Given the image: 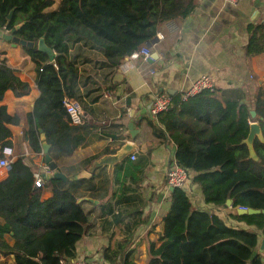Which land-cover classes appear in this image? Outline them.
I'll return each instance as SVG.
<instances>
[{
	"label": "trees",
	"instance_id": "obj_1",
	"mask_svg": "<svg viewBox=\"0 0 264 264\" xmlns=\"http://www.w3.org/2000/svg\"><path fill=\"white\" fill-rule=\"evenodd\" d=\"M194 1L62 0L56 10L45 12L52 1L0 0V32H10L23 23L14 35L35 44L43 38L55 55L51 63L36 46L22 47L35 64L39 97L26 115V129L18 138L8 177L0 183V217L4 221L0 258L12 256V264H59L61 259L75 258V245L85 234L88 218L73 190L74 184L83 181L52 178L44 185L51 197L40 200L42 188L34 187L33 162L20 146L24 142L32 153L40 154L42 133L55 162L72 155L85 141L87 128L71 125L63 105L64 99L79 97L74 50L89 44L83 34L88 31L110 43L99 47L104 51V77L108 78L132 52L153 41L161 23L191 15ZM263 46L264 36L257 39L253 31L248 54H261ZM8 90L21 97L30 87L3 59L0 102ZM242 97L236 92L231 99L222 95L221 100L206 91L182 101L177 95L173 108L160 115L165 132L152 124L155 135L166 134L175 144V162L188 175L185 186L189 181L197 186L205 204L214 208H227L226 201L231 200L226 218L242 226L226 224L215 211L195 208L185 186L176 188L161 220L160 243L148 245L146 264H264V254L259 251L264 214H237L238 208L264 210V142L253 141L257 161L249 158L243 142L249 134L252 109L261 119L264 138V91L258 90L249 105L241 104ZM20 120L0 106V156L5 148H13L9 126L19 125ZM119 169L127 176L140 171V166L127 162ZM7 235L12 245L5 239Z\"/></svg>",
	"mask_w": 264,
	"mask_h": 264
},
{
	"label": "crops",
	"instance_id": "obj_2",
	"mask_svg": "<svg viewBox=\"0 0 264 264\" xmlns=\"http://www.w3.org/2000/svg\"><path fill=\"white\" fill-rule=\"evenodd\" d=\"M50 1L52 6L45 12L56 10L62 0ZM194 4L191 15L161 23L153 41L144 45L150 56L157 55L156 59L126 58L108 78L104 77V51L99 47L110 43L86 31L83 36L89 44L74 50L80 75L76 101L84 111L88 134L72 155L55 161L56 171L72 178L105 155L114 154L125 142L130 141L135 147V160L128 156L115 164L110 173L107 166L95 169L90 178L73 185L77 202L88 218L85 234L75 245L76 259L96 264H146L148 245L160 243L161 220L169 209L171 196L165 176L175 162L176 146L165 133L157 136L152 130L154 124L165 132L160 116L150 119L147 115L154 96L180 95L202 75L212 79L215 94L221 100L222 95L231 99L238 92L243 96L241 104L249 105L258 90L264 91V46L261 54H248L253 31L257 39L264 36V0H238L236 5L223 0H195ZM2 34L3 31L0 58L30 87L29 93L21 97L8 90L0 102L9 115L17 114L21 119L19 125L9 126L13 148L2 151V156L9 152L10 158L16 159L14 152L26 129V115L33 111L39 97L37 71L23 48L4 41ZM159 34L163 39H157ZM260 120L255 114L249 123ZM20 146L33 162L34 176L45 173L42 152L32 153L24 142ZM127 162L140 166V171L126 176L119 168ZM185 189L195 208L215 211L226 224L242 226L226 218L230 207L206 205L201 191L190 181ZM50 197L51 191L43 186L40 200ZM3 224L0 217V226ZM5 239L13 244L8 235ZM124 245L126 248L121 251ZM12 262V256L0 258V264Z\"/></svg>",
	"mask_w": 264,
	"mask_h": 264
},
{
	"label": "built area",
	"instance_id": "obj_3",
	"mask_svg": "<svg viewBox=\"0 0 264 264\" xmlns=\"http://www.w3.org/2000/svg\"><path fill=\"white\" fill-rule=\"evenodd\" d=\"M229 5H236L238 0H223ZM9 31L3 30V33H8ZM157 39H163L162 35H157ZM150 51L147 47L143 46L138 51L133 52L128 58L135 60L142 58L144 61L149 60ZM2 58H0V64L2 63ZM52 63V62H51ZM215 93L214 84L212 79L207 75H202L196 79L191 86L181 93L179 96L182 101H186L188 98L194 97L202 92ZM63 105L66 110L67 116L71 125L74 126H84L86 124V119L84 116V111L80 103L76 100L64 99ZM174 105L173 97L165 94H160L154 96L152 101L147 107V115L150 119H157L163 113L169 112ZM130 159L135 160V156L130 155ZM15 159L10 158V153L8 152L4 156H0V183L5 181L8 177L11 166L14 163ZM45 173H49L50 169L48 165H45ZM187 172L182 167L178 166L176 162L172 163L166 172V186L167 188H182L185 186L187 180ZM45 182L41 178L40 174H35L34 176V186L36 188H42ZM246 210V208H238ZM59 264H96L91 260L86 259H61Z\"/></svg>",
	"mask_w": 264,
	"mask_h": 264
},
{
	"label": "water",
	"instance_id": "obj_4",
	"mask_svg": "<svg viewBox=\"0 0 264 264\" xmlns=\"http://www.w3.org/2000/svg\"><path fill=\"white\" fill-rule=\"evenodd\" d=\"M12 16V12L8 16L10 19ZM23 23L18 24L15 26L14 30L2 34V39L6 42H10L13 46H21V47H27V48H33L36 46V50L42 53H45L48 56V61L53 62L54 60V52L45 44L43 38L39 39L38 42L35 44L34 42H26L24 40H21L20 38L16 37L14 35V32L18 30ZM157 55L154 54L150 56L149 59H156ZM250 115L252 118L255 117V112L251 111ZM129 129L132 130V124L129 125ZM131 136L134 137V135L131 132ZM259 139L261 142H264V138L262 136V131L260 128V124L258 122H252L249 124V134L247 138L243 141L249 150V158L253 159L255 161L258 160L254 149H253V141L254 139ZM40 141H41V149H42V154L44 155V160L45 163L48 165L50 172L49 173H41L40 176L44 181H49L52 178H59L62 181H66L67 179L70 180H80V179H87L92 176V173L94 172L95 169H98L103 166H107L108 172L110 173L113 169V166L117 163H120L125 160L128 156L132 155L134 152V144L132 142H125L114 154L110 155H105L101 159L93 162L87 170L81 171L77 175L73 176L72 178H66V176L60 172L56 171L57 165L56 163L51 159V157L48 154L50 146L47 144L45 141V136L44 134L40 133ZM175 190V188H169V192L172 193ZM226 206L230 207L231 206V200L226 201ZM237 214L243 215V214H249V215H254V214H264V210H254V209H237ZM259 251L264 254V240L261 241L260 246H259Z\"/></svg>",
	"mask_w": 264,
	"mask_h": 264
},
{
	"label": "rangeland",
	"instance_id": "obj_5",
	"mask_svg": "<svg viewBox=\"0 0 264 264\" xmlns=\"http://www.w3.org/2000/svg\"><path fill=\"white\" fill-rule=\"evenodd\" d=\"M60 5V4H59ZM59 7V6H58Z\"/></svg>",
	"mask_w": 264,
	"mask_h": 264
}]
</instances>
